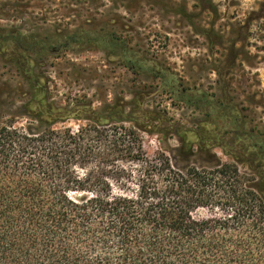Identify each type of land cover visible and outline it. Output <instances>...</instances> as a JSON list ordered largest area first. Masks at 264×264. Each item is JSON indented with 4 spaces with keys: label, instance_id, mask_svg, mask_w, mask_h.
I'll list each match as a JSON object with an SVG mask.
<instances>
[{
    "label": "trees",
    "instance_id": "16d2710c",
    "mask_svg": "<svg viewBox=\"0 0 264 264\" xmlns=\"http://www.w3.org/2000/svg\"><path fill=\"white\" fill-rule=\"evenodd\" d=\"M84 44L158 79L198 122L151 111L142 91L55 101L39 60ZM0 59L20 77L21 103L0 120V264H264V127L231 101L224 70L217 97L158 70L123 38L1 25ZM18 118L27 125L14 127ZM68 120L84 124L58 126ZM144 134L158 142L153 156Z\"/></svg>",
    "mask_w": 264,
    "mask_h": 264
},
{
    "label": "rangeland",
    "instance_id": "374dc122",
    "mask_svg": "<svg viewBox=\"0 0 264 264\" xmlns=\"http://www.w3.org/2000/svg\"><path fill=\"white\" fill-rule=\"evenodd\" d=\"M0 25L34 36L68 37L90 30L123 38L158 70L217 97L225 85L216 71L222 69L231 101L255 126L264 127V0H0ZM94 47L84 44L75 53L53 49L52 55L39 60L46 76L57 83L52 91L55 101L79 94L96 98L104 92L108 99L129 100L133 92L142 91L151 111L198 122V110L170 104L158 79L131 74L120 59L109 62ZM4 63L0 59V120L6 122L21 103L16 99L20 77ZM27 123L18 118L13 126ZM83 124L68 120L58 126L76 130ZM175 143L168 140L171 146ZM142 146L153 156L158 142L154 135L144 134ZM215 151L221 160H232Z\"/></svg>",
    "mask_w": 264,
    "mask_h": 264
}]
</instances>
